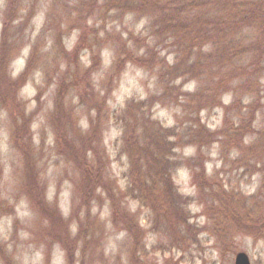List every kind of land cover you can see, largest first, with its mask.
Here are the masks:
<instances>
[{
    "label": "rangeland",
    "instance_id": "1",
    "mask_svg": "<svg viewBox=\"0 0 264 264\" xmlns=\"http://www.w3.org/2000/svg\"><path fill=\"white\" fill-rule=\"evenodd\" d=\"M80 1L0 0V45L4 16H17L11 22L7 35L9 43L15 44L19 51L5 65V76L1 71L5 79L8 75L15 78L19 76L27 67L34 47L38 48L29 79L19 88L17 96L22 110L32 117L29 132L33 138L34 157L44 187L43 194L49 203L58 204L65 220H72L71 231L75 238L74 244L78 246V264L82 253L85 264H235L239 250L249 253L252 264H264V235L256 238L251 233L238 230L232 214H225V224L218 228V232L211 229L212 219L205 213V201L200 199L201 190L194 173L195 170L199 172L201 166L195 164H184L175 174L180 190L194 196L188 205L192 214L190 219L201 227L197 236L190 238L185 247L171 243V234L167 233L164 226L154 230L151 228L155 219L151 213L147 216L150 209L140 205L137 200L125 199L124 202L135 212L145 230L143 254H148L146 261L151 263L140 260L134 262L132 235L113 224L115 218L106 190L94 200L88 233L77 235L78 221L72 217V212L76 213L78 210L84 220L86 217L85 207L77 206L81 198L78 188L80 173L77 165L58 146L57 128L62 129L66 125L70 141L81 145L91 128L92 117L94 125L101 130L102 149L105 147L107 153L108 175L116 183L117 190H124L129 162L127 156L120 153L122 127L117 115L135 98L150 100L152 95L163 93L165 87L154 64L158 58L168 65L185 56L182 50L184 46H163L164 42H158L161 40L158 28L149 16L119 11L103 13L83 6ZM196 1L191 13H207L211 18L224 15L226 7L237 8L229 0ZM241 6L247 7L245 0ZM83 16L87 18H81ZM259 34L258 28L247 32L246 36L239 31L233 39L234 42L242 41L247 44ZM81 37L83 42L80 50L76 55L72 54L71 50ZM61 43L67 48V53L62 52ZM128 48L138 55H149L153 48H157L159 57L150 65L127 61L118 72V59L120 55H126L125 49ZM197 54L192 59L197 58ZM239 64L237 59L233 63H227L224 67L226 70L220 71L216 65L212 70L200 68L197 72L170 79L174 94L166 96L167 100L157 96L152 112L155 118L168 126L179 125L187 140L178 148L180 156L194 158L202 152L207 178L212 181L217 178V182L224 183L228 189L240 191L246 197L249 196L250 200L258 202L264 198V192L263 195L259 194L260 189L264 190V156L253 150V141H264V98L263 105L256 111V130L253 134L247 135L235 147L227 145L223 140L225 135H221L222 138L219 136L199 151L198 144L190 141V132H194V128L190 126L193 111L197 110V100L177 101L175 97L177 93L183 96L185 92H195L198 81L201 80V98L209 103L210 74L217 79L220 75L226 78L228 72L237 75L244 73L238 69ZM243 64H246V60ZM197 73L202 76L199 80L194 77ZM260 73L257 72L264 83V70ZM64 77L68 80L77 77L79 85L72 88V82L69 81L68 93L60 100L57 99V94ZM255 80H258V76ZM233 81L228 83L232 85V89H222L221 99L224 104L206 106L201 110L202 122L212 130L226 128L227 116L236 124L248 119L251 114L250 104L258 91L250 92L245 89L242 86L244 82L241 83L239 78ZM262 93L264 94V90ZM95 98L103 104L100 116L93 100ZM13 109L16 111L14 107L11 111L0 106V264H68L66 248L51 232L48 217L35 207L26 192L28 188L25 181L29 174L26 162L33 159V151H23L14 142L15 125L11 116ZM60 110L64 114L57 121L53 115L60 114ZM28 135L29 133L22 138L27 139ZM63 146L65 150L70 149L66 143ZM239 206L245 215L246 209ZM166 218L162 214V222L165 223ZM188 233L183 232L186 235Z\"/></svg>",
    "mask_w": 264,
    "mask_h": 264
},
{
    "label": "trees",
    "instance_id": "2",
    "mask_svg": "<svg viewBox=\"0 0 264 264\" xmlns=\"http://www.w3.org/2000/svg\"><path fill=\"white\" fill-rule=\"evenodd\" d=\"M72 1L76 2V0ZM225 1L228 2L227 0ZM229 1H232L237 8L226 7L224 15H216L213 18L207 13H191L193 5L197 2L196 0L80 1L83 6L91 7L93 10H100L103 13L119 11L124 14L130 12L139 14L142 17L149 16L153 20L155 27L158 28V37L161 39L158 42H164L163 46H184L182 50L185 56L173 64L165 65L163 60L161 59L160 61L158 58L159 51L157 48H153L149 55H138L135 51L128 48V50L125 49L126 55H120L118 59V72H120L127 61L132 60L140 65H150L158 58L154 64L158 68V76L165 87L161 95L154 94L150 100L143 98L133 99L117 115L118 123L122 127L120 153L125 154L129 162V169L125 172L126 186L124 190H117L115 188L116 183H113L114 180L108 175L107 153L105 147L102 149L101 130L98 129L97 125H94L92 117H90L91 128L85 134L86 136L83 138L81 145H76L74 141H70L69 132L65 128L66 125L62 129L57 128L58 146L77 165L80 173L78 188L81 198L77 206L85 207L86 217L84 220L78 210L76 213L72 212V217L78 221L77 235L88 233V222L93 217L94 200L106 190L111 199L113 218H115L113 224L132 235V256L134 262L140 260L143 263H151L146 261L148 254L145 252L143 254L145 230L140 225L135 212L126 204L127 202H124L125 199L137 200L140 205L150 209L151 212L148 211L147 216L151 215L155 219L151 228L154 230L164 226L167 233L171 234V243L185 247L190 238L197 236L201 227L190 219L192 214L188 205L194 196L182 192L175 178L176 171L184 164L201 166V170L199 172L195 170L194 173L201 190L202 198L200 199L203 202L205 201V213L212 219L211 229L213 231L218 232V228L224 226L225 214L229 216L232 214L234 216L232 220L237 225L238 230L251 233L256 238L264 235V198L258 199V202L252 201L249 196L246 197L240 191L228 189L224 183L220 184L217 182V178L214 181L209 177L207 178L204 166L205 160L201 155L202 152L194 158L180 156L178 148L187 140L184 139L185 137H183L179 125L168 126L155 118L152 112L153 103L158 98L157 96L167 100L166 96L174 94L171 90L170 79L174 80L176 77L186 76L189 72H197L196 70L200 68L212 70L216 68V65L221 69L220 71L222 69L226 70L224 67L227 63H233L238 59L240 64L237 67L244 73L237 75L228 72L226 78L224 76L220 77V75V78L218 77L217 79L210 74V80H208L211 83V99L209 103H206L201 98L203 87L199 77L202 76L198 73L194 75L199 80L196 91L193 93L182 92V94L184 93L183 96L177 93L175 97L177 101L197 100V110L193 111V122L191 123L192 126H190L194 128V132H190V141L198 144L199 151L206 144L213 142L219 136L221 137V135H225L223 140L227 142V145L235 147L238 146L237 144L240 141H244L247 135L254 133L256 130L254 127L256 111L263 105L262 98H264L262 93L264 83L261 81V75L257 74L258 71L262 73L264 70V0H245L247 7L241 6L244 0ZM84 16L81 18L86 19L87 17ZM16 17L15 14H6L4 16L3 39L0 45V106L11 111L12 107L16 108V111L13 109V112H11L15 125L13 132L14 142L23 151L27 149L33 151V159L29 156L30 159L26 162L29 165V174L25 181L28 188L26 192L33 200L35 207L41 209L44 215L48 217L51 232L55 235L58 242L62 243L66 248L68 264H78L79 259L76 256L78 246L74 244L75 238L72 237L71 231L72 220H65L58 204L49 203L43 194L44 187L41 184V176L34 157L33 138L31 132H29L32 117L27 116V112L22 110L17 96L19 88L29 79L38 48L34 47L33 55L27 67L19 76L15 78L8 75L7 79L4 77L5 72L7 73L5 65L8 61L14 59L19 51L15 44L9 43L7 35L10 24ZM256 28L259 29V36L252 37L247 44L242 41L234 42L233 36L237 32H244L246 36L247 32H251L252 29ZM82 42L81 37L74 49L71 50L72 54L80 50ZM61 46H63L61 47L62 52L67 53V48L62 43ZM194 54L198 56L192 59ZM245 60L246 64L244 65L243 62ZM76 61L78 62L77 59ZM1 71L4 72V76ZM257 76L258 80H255ZM237 78H239L241 83L244 82L242 86L245 89L250 92H253V90L258 91V95L254 96V100L250 104L252 108L251 114L248 119L245 118L240 123H236L237 125L227 116L226 128L212 130L202 122L201 110L206 106L224 104L221 99L222 89L224 87V91L232 89V85H228V83L234 82L233 80ZM77 80V77H72L69 80L64 77L63 83L59 87L57 99L60 98L62 100L66 96L69 81L72 82V88H76L79 85ZM93 100L98 107L97 114L100 116L103 104L96 98ZM187 104L188 106L190 105L188 102ZM63 114L60 110V114L53 116L59 121ZM71 125L73 126L72 118ZM28 133L29 137L27 139L22 138L23 135ZM262 133V138L264 139V131ZM64 143H66V146L69 145V150H65ZM253 143V150L259 151V154L264 156V141H253ZM263 192L264 190H259V194L263 195ZM257 203H260V205L257 206ZM239 205L246 209L245 215L242 214V209ZM235 208L237 209L234 210ZM162 214L167 217L165 223L162 222ZM184 231L189 233L187 235L183 234ZM84 259L85 257L82 253L79 264H85ZM173 264H179V262Z\"/></svg>",
    "mask_w": 264,
    "mask_h": 264
},
{
    "label": "water",
    "instance_id": "3",
    "mask_svg": "<svg viewBox=\"0 0 264 264\" xmlns=\"http://www.w3.org/2000/svg\"><path fill=\"white\" fill-rule=\"evenodd\" d=\"M235 264H252L249 253L245 250H239L236 253Z\"/></svg>",
    "mask_w": 264,
    "mask_h": 264
}]
</instances>
